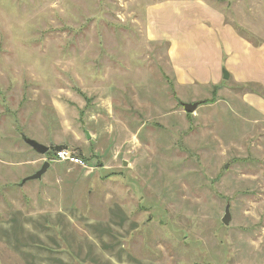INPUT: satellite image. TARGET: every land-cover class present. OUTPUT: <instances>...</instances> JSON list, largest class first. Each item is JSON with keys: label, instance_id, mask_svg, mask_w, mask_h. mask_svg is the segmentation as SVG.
I'll list each match as a JSON object with an SVG mask.
<instances>
[{"label": "rangeland", "instance_id": "374dc122", "mask_svg": "<svg viewBox=\"0 0 264 264\" xmlns=\"http://www.w3.org/2000/svg\"><path fill=\"white\" fill-rule=\"evenodd\" d=\"M168 1L0 0V140L67 145L87 164L21 186L26 155L0 152V264H264V123L232 92L176 86L167 44L146 34L147 8ZM204 1L264 43V0Z\"/></svg>", "mask_w": 264, "mask_h": 264}, {"label": "crops", "instance_id": "0c3cea01", "mask_svg": "<svg viewBox=\"0 0 264 264\" xmlns=\"http://www.w3.org/2000/svg\"><path fill=\"white\" fill-rule=\"evenodd\" d=\"M146 34L151 42L169 43L167 56L172 66L175 84L179 89L201 86L202 88H217V91L223 95L232 92L236 95L235 97L241 99L248 111H251L250 115H254L253 122L257 125L264 123V97L256 92L241 89L242 86L248 84L260 85L264 89V43L255 45L240 36L218 8L204 0H175L168 1L163 5L150 6L147 8ZM224 71L229 74V80H224ZM262 126L259 132L261 137H264V125ZM5 142L3 139L0 140V152L10 153L13 150L16 155L25 154L26 163L33 169L30 176L41 169L45 157L25 149L24 145L19 143V139L15 143L11 139L8 143ZM19 144L23 147L19 148ZM67 147V145H62L58 148ZM4 163V160L0 158V166ZM64 165L67 166L70 173V165ZM123 165L127 166L125 161ZM51 167L52 164L49 170ZM100 170L102 171V169ZM92 171H94L92 167L88 168L87 172L90 174H85V178L93 177L91 174L95 173ZM107 174L101 179L110 180L109 178L113 177L114 172ZM77 181L78 178L75 177L74 183ZM104 193L107 198L103 199L102 197L100 202L105 203V216L100 220L107 218L106 208L110 206L108 204L109 195L113 197L110 192ZM32 209L33 207H30L27 213L42 221L40 218L46 212L34 213ZM110 218L116 219L119 222L118 226H126V229L115 227L114 232L126 238L131 236L133 238L135 235L133 231L137 226L134 223H129L122 212L114 210L110 213ZM99 231L103 232L101 229ZM39 241H43V239L40 238ZM1 244L2 242H0ZM116 246L120 249L123 248V245L121 246L119 243ZM87 252L89 251H84V253ZM26 256L31 264H47L49 258H57L55 255L50 257V254H45V252L29 253ZM98 262L99 264L105 262H109V264H138L131 261L129 257H125V260L121 262L119 257L112 256H107L106 261L99 260Z\"/></svg>", "mask_w": 264, "mask_h": 264}, {"label": "water", "instance_id": "95a60500", "mask_svg": "<svg viewBox=\"0 0 264 264\" xmlns=\"http://www.w3.org/2000/svg\"><path fill=\"white\" fill-rule=\"evenodd\" d=\"M223 74H224V80L230 79V76L226 71H224ZM181 105L187 114H194L197 111L198 107L201 105V102L181 103ZM85 132H86L87 139H90L91 136H90L89 132L88 131H85ZM23 140L25 141V143L28 146H30L35 152H37L41 156H45L52 149V145L50 148V147H47L43 144L38 143L35 140L26 138L25 136H23ZM125 165H127L126 162H125ZM50 166H51L50 162L45 161L39 171H37L34 175H32V176H30V177H28L22 181L21 186L30 180H41L42 177L48 172ZM231 221H232V215H231V210H230V204L228 203L226 208H225V215L222 218V222L225 226H228V225H230Z\"/></svg>", "mask_w": 264, "mask_h": 264}, {"label": "built area", "instance_id": "2783aa9c", "mask_svg": "<svg viewBox=\"0 0 264 264\" xmlns=\"http://www.w3.org/2000/svg\"><path fill=\"white\" fill-rule=\"evenodd\" d=\"M48 160V159H47ZM50 162L64 163L76 167H86V162L67 148L55 150L53 155L49 157Z\"/></svg>", "mask_w": 264, "mask_h": 264}, {"label": "trees", "instance_id": "16d2710c", "mask_svg": "<svg viewBox=\"0 0 264 264\" xmlns=\"http://www.w3.org/2000/svg\"><path fill=\"white\" fill-rule=\"evenodd\" d=\"M228 22V21H227ZM234 29L236 30V32L240 35V36H242L241 34H240V32L236 29V27H234ZM243 37V36H242ZM243 38H245V37H243ZM245 39H247V38H245ZM248 40V39H247ZM165 44H167V46L169 47V43H165ZM241 89L242 90H249V91H252V92H256V93H258L259 95H261L262 97H264V89H263V87H261L260 85H256V84H248V85H244V86H242L241 87ZM205 101H203V102H201V104L202 103H204ZM59 149V148H58ZM50 154V153H49Z\"/></svg>", "mask_w": 264, "mask_h": 264}]
</instances>
